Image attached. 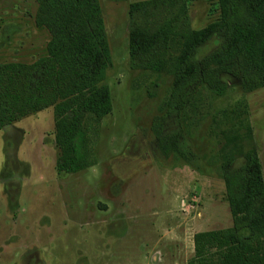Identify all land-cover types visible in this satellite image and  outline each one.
<instances>
[{
    "label": "rangeland",
    "instance_id": "obj_1",
    "mask_svg": "<svg viewBox=\"0 0 264 264\" xmlns=\"http://www.w3.org/2000/svg\"><path fill=\"white\" fill-rule=\"evenodd\" d=\"M99 0L111 66L112 108L90 120L96 163L58 172L52 107L0 130V264H187L193 235L225 228L231 215L221 178L255 148L264 179V87L245 93L200 86L165 132L181 128L194 158H165L151 131L164 112L171 77L133 70L128 6ZM193 28L217 16L216 0H187ZM34 0H0V63L44 55L48 33L34 23ZM218 45L211 39L199 59ZM228 160V161H227Z\"/></svg>",
    "mask_w": 264,
    "mask_h": 264
},
{
    "label": "trees",
    "instance_id": "obj_2",
    "mask_svg": "<svg viewBox=\"0 0 264 264\" xmlns=\"http://www.w3.org/2000/svg\"><path fill=\"white\" fill-rule=\"evenodd\" d=\"M34 23L48 33L44 55L32 62L0 63V130L52 107L55 169L75 173L96 163L90 120L112 108L104 82L111 56L99 0H34ZM217 16L191 25L187 0H136L128 6V49L133 70L171 77L164 112L151 131L165 158H194L181 128L165 132L200 86L223 93V76L243 92L264 87V0H216ZM211 39L215 49L197 59ZM243 164L221 175L231 225L193 235L187 264H264V179L255 148ZM228 161V160H227Z\"/></svg>",
    "mask_w": 264,
    "mask_h": 264
}]
</instances>
